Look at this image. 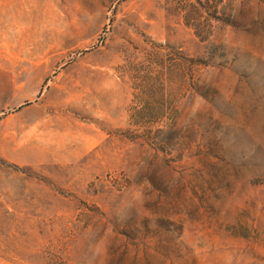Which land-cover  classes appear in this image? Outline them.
<instances>
[{
  "label": "rangeland",
  "instance_id": "374dc122",
  "mask_svg": "<svg viewBox=\"0 0 264 264\" xmlns=\"http://www.w3.org/2000/svg\"><path fill=\"white\" fill-rule=\"evenodd\" d=\"M0 264H264V0H0Z\"/></svg>",
  "mask_w": 264,
  "mask_h": 264
}]
</instances>
